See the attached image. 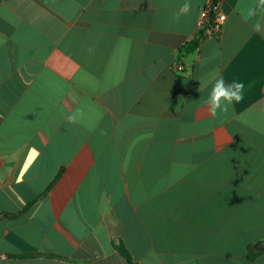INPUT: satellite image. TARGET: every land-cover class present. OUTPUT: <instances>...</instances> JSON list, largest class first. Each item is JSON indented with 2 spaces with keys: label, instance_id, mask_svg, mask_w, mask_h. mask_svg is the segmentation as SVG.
<instances>
[{
  "label": "crops",
  "instance_id": "crops-1",
  "mask_svg": "<svg viewBox=\"0 0 264 264\" xmlns=\"http://www.w3.org/2000/svg\"><path fill=\"white\" fill-rule=\"evenodd\" d=\"M184 3L0 0V264H264V6Z\"/></svg>",
  "mask_w": 264,
  "mask_h": 264
},
{
  "label": "clouds",
  "instance_id": "clouds-1",
  "mask_svg": "<svg viewBox=\"0 0 264 264\" xmlns=\"http://www.w3.org/2000/svg\"><path fill=\"white\" fill-rule=\"evenodd\" d=\"M260 4L264 6V0H260ZM192 5L190 0H185V3L179 9L175 18L179 19L181 15H187L191 12ZM256 10L250 9L246 19H251L256 16ZM253 30L258 32V22L252 25ZM91 51V49H90ZM245 85L243 82L233 80L231 83H225L222 76L214 78V83L211 92L206 100L210 114L215 117L218 112H227L229 106L234 103H240L244 99ZM68 122L74 123L75 117L69 116Z\"/></svg>",
  "mask_w": 264,
  "mask_h": 264
},
{
  "label": "built area",
  "instance_id": "built-area-1",
  "mask_svg": "<svg viewBox=\"0 0 264 264\" xmlns=\"http://www.w3.org/2000/svg\"><path fill=\"white\" fill-rule=\"evenodd\" d=\"M226 20V15L222 13L215 3H208L199 12V31L203 38H218L222 25ZM173 69L177 73H182L184 68L180 64H175Z\"/></svg>",
  "mask_w": 264,
  "mask_h": 264
},
{
  "label": "water",
  "instance_id": "water-1",
  "mask_svg": "<svg viewBox=\"0 0 264 264\" xmlns=\"http://www.w3.org/2000/svg\"><path fill=\"white\" fill-rule=\"evenodd\" d=\"M256 248L259 250V251H264V241H259L256 245Z\"/></svg>",
  "mask_w": 264,
  "mask_h": 264
},
{
  "label": "trees",
  "instance_id": "trees-1",
  "mask_svg": "<svg viewBox=\"0 0 264 264\" xmlns=\"http://www.w3.org/2000/svg\"><path fill=\"white\" fill-rule=\"evenodd\" d=\"M123 254H124V252L123 251H121Z\"/></svg>",
  "mask_w": 264,
  "mask_h": 264
}]
</instances>
